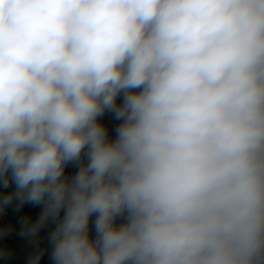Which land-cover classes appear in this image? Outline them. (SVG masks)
Masks as SVG:
<instances>
[{
	"label": "clouds",
	"instance_id": "1",
	"mask_svg": "<svg viewBox=\"0 0 264 264\" xmlns=\"http://www.w3.org/2000/svg\"><path fill=\"white\" fill-rule=\"evenodd\" d=\"M26 205L27 264L46 228L51 264H264V0H0V216Z\"/></svg>",
	"mask_w": 264,
	"mask_h": 264
},
{
	"label": "trees",
	"instance_id": "2",
	"mask_svg": "<svg viewBox=\"0 0 264 264\" xmlns=\"http://www.w3.org/2000/svg\"><path fill=\"white\" fill-rule=\"evenodd\" d=\"M103 122L109 127L110 129V134H112L114 136V133L111 131L117 122L113 121L112 118L110 116H105L103 118ZM68 172H72L73 169L69 168L67 169ZM40 211V206H32V205H27V213H30L33 217L37 216L39 214ZM50 229H44L41 231L40 233V244L42 248H48V251L45 252V254L43 255V257L40 260V264H51V261L49 260V252H50V247L48 246V239H47V235ZM26 246L28 249V256L29 254L32 252L33 249V245L29 244V242L26 240Z\"/></svg>",
	"mask_w": 264,
	"mask_h": 264
},
{
	"label": "crops",
	"instance_id": "3",
	"mask_svg": "<svg viewBox=\"0 0 264 264\" xmlns=\"http://www.w3.org/2000/svg\"><path fill=\"white\" fill-rule=\"evenodd\" d=\"M25 213H27V205L19 213L14 212L11 209V219L13 224L18 229V231L20 229V223H19L20 216ZM25 243H26V239L21 238L19 235H17L15 241L13 242V247L15 249L16 264H27L28 249Z\"/></svg>",
	"mask_w": 264,
	"mask_h": 264
},
{
	"label": "built area",
	"instance_id": "4",
	"mask_svg": "<svg viewBox=\"0 0 264 264\" xmlns=\"http://www.w3.org/2000/svg\"><path fill=\"white\" fill-rule=\"evenodd\" d=\"M9 223L13 224L12 219H11V208H9L7 210L5 215L0 216V225H5V224H9ZM15 228H16V226H15ZM17 231H18V229L16 228V232L12 233L8 237L4 238L3 240H0V245L8 247L14 252L13 257L10 260L0 261V264H16L15 249L13 247V242L15 241V239L17 237Z\"/></svg>",
	"mask_w": 264,
	"mask_h": 264
}]
</instances>
